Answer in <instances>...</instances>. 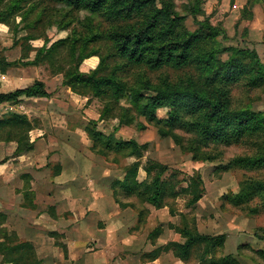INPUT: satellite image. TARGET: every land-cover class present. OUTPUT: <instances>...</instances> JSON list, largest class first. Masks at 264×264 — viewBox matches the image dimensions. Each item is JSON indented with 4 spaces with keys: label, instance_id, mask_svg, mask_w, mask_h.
Listing matches in <instances>:
<instances>
[{
    "label": "rangeland",
    "instance_id": "rangeland-1",
    "mask_svg": "<svg viewBox=\"0 0 264 264\" xmlns=\"http://www.w3.org/2000/svg\"><path fill=\"white\" fill-rule=\"evenodd\" d=\"M9 1H0V56L9 62L21 59L23 62H30L38 50L41 49L43 55L37 66L12 67L5 73H0V93L22 89L32 85L34 81H40L51 94V103L22 99L14 108L21 114H26L33 126L28 132L29 140H36L45 134L51 135L49 130H53L55 125L58 128L67 127L68 130L87 125L89 130L102 136H112L114 142L133 140L138 144H146L147 150H141V157L137 159L127 156L129 149L126 148L120 154L108 153L107 158L98 156L100 158L97 163L109 168V174L114 178L120 176L125 166L138 160L136 179L144 183H150L157 174L151 164L166 166V171L161 175L163 197L159 209L140 203L132 197L122 199L135 202L137 211L149 208L144 213V228L147 232L155 228L161 229V236L152 243L183 242L175 228H187L192 233L212 236L225 234L224 244L214 246L209 254L204 255L203 244H197L193 247L190 258L186 261L178 259L181 263L177 264H264V241L254 235L264 236V197L254 196L239 204L230 199L246 183L264 181V167L254 170L224 167L235 159L258 155L264 150V135L247 136L232 144L203 140L194 132L165 125V108L157 109L149 117L142 115L139 108L131 107L126 98L114 103L107 97H93L86 90H83V95L73 93L62 85V81L63 72L73 67L75 57L82 60L80 72L95 70L100 75H107L116 68V75L129 87L142 75L156 81L165 76L175 79L193 74V70L163 68L152 72L145 67L123 65L124 62L116 57L105 35L115 26L128 25L133 20L110 22L100 15L75 11L50 0H22L23 7L14 14H8ZM168 1L173 10L183 18L178 31L197 30L198 26L189 14L192 7H197V21H206L220 31L221 34L216 38L219 46L255 50L264 62V0ZM91 28L100 33V38L81 47L82 40L90 35ZM74 39L78 40L74 44L75 51L70 48ZM61 41L65 43H59ZM221 59L226 60L227 55H222ZM248 80L249 75L228 85L218 84L217 87H223L227 91L230 110L248 105L251 109L264 113V84L250 87ZM141 94L144 99L151 95L145 91ZM144 104L146 100L140 106ZM9 107L10 105L7 110L0 108V117L14 113ZM127 109L128 111H124ZM106 110L109 111L105 112L108 116L101 119L100 113ZM124 114L130 120L114 131L118 125L117 120ZM46 115H50V118L47 119ZM181 119L188 120V115H183ZM45 128L46 132H41ZM158 130L167 132L168 137H160ZM55 135L56 138L63 136L58 133ZM170 136L176 137L180 145ZM190 145L193 153L181 147L188 148ZM97 148L99 149L98 146ZM145 167L152 168L149 175L146 174ZM197 174L202 179L203 194L195 205L188 206L191 196L181 190L187 188L189 178ZM135 210L133 212L136 213ZM130 216L129 214L128 218ZM1 228L7 229L4 224ZM137 260L141 262L143 258L138 256V259L128 261V264H138Z\"/></svg>",
    "mask_w": 264,
    "mask_h": 264
},
{
    "label": "trees",
    "instance_id": "trees-1",
    "mask_svg": "<svg viewBox=\"0 0 264 264\" xmlns=\"http://www.w3.org/2000/svg\"><path fill=\"white\" fill-rule=\"evenodd\" d=\"M50 1L75 11L100 15L110 22L133 20L128 25L115 26L105 35V38L111 43L116 57L124 62L123 65L145 67L152 72L163 68L176 71L193 70V74H185V76L175 79L165 76L156 81H151L142 75L132 87H129L121 80L120 76L116 75V68H113L107 75H100L95 70L89 73L80 72L79 66L82 60L75 57L73 67L63 72L62 81V85L68 87L73 93L83 95L85 94L83 90H86L93 97H107L114 103L126 98L131 107L139 108L142 115H149V117H152L157 109L165 108L167 115L165 125L194 132L203 140L232 144L247 136L264 135V113L255 111L248 105L237 110H230L227 91L223 87H217L218 84L234 83L247 75H249L248 86L258 87L264 84V62L261 61L255 50L219 46L216 38L221 34L220 31L206 21H197V7H192L189 10L195 25L198 26L197 30L182 32L178 30L183 18L173 10L172 4L168 0ZM22 7V0H10L7 13L14 14ZM97 38H100V33L91 28L90 35L82 40L81 47L94 42ZM77 41L74 39L70 45L73 51H75L74 44ZM59 43H65V41ZM224 54L227 55L226 60L221 59ZM42 55L41 49L38 50L30 62H23V59L9 62L0 56V73H5L12 67L37 66ZM119 66L121 72L122 67L120 64ZM143 91L151 95L144 99L141 94ZM50 97L51 94L45 90V85L40 81H34L28 87L0 93V105L17 104L22 99H48ZM143 100H146V104L140 106ZM107 111L100 113L101 119L108 116ZM124 111H128V109ZM183 115H188V120H182ZM129 120L130 117L124 114L117 120L118 125L114 131L126 125ZM31 129L33 126L24 114L9 113L0 117V142H14L16 149L13 156L18 157L33 149V142L29 140L28 136ZM84 131L90 140L91 151L104 158H107V154L110 152L120 154L128 148L127 156H134L137 159L141 157V150H147L146 144H138L133 140L114 142L112 136H102L94 130H89L87 125L84 126ZM158 134L162 138L168 137L167 132L158 130ZM170 137L180 145L176 137ZM191 146L181 147L185 151L193 153L194 150H191ZM230 166L247 170L263 168L264 150L253 157L235 159L224 167ZM138 167L139 162L136 160L123 168V179L115 181L112 185L114 200L121 208L130 207L135 210L137 207L135 202L122 200L132 197L140 203L159 209L163 197L161 175L167 168L159 163L151 164V167L157 170V174L150 183H144L138 182L136 179ZM152 168L145 167L146 174L149 175ZM24 188L26 195H32V192L29 191L28 181ZM181 191L188 192L191 196L187 205H195L203 194L200 175L191 176L187 188ZM254 196L264 197V181L246 183L244 188L230 199L233 203L239 204ZM30 202L29 206L33 207L32 200ZM135 211L137 224H144V213L145 211L147 213V209L141 208L139 211ZM4 219V216L0 214L1 263L43 264L29 242L20 240L13 231L1 228ZM175 229L183 242L166 243L143 254L141 258L144 261H152L162 252H171L175 258L186 261L190 258L195 245L203 244V254L207 255L214 246L223 245L226 237L225 234L212 236L192 233L187 228ZM160 234L161 229L155 228L149 232L147 239L152 243ZM254 235L264 241V236Z\"/></svg>",
    "mask_w": 264,
    "mask_h": 264
},
{
    "label": "crops",
    "instance_id": "crops-1",
    "mask_svg": "<svg viewBox=\"0 0 264 264\" xmlns=\"http://www.w3.org/2000/svg\"><path fill=\"white\" fill-rule=\"evenodd\" d=\"M17 104L0 108L7 110L10 105L14 113L21 114L14 109ZM49 132L51 135L31 140L33 149L18 157L13 156L14 142H0V214L5 218L4 226L29 242L43 264H128L166 244L148 241L150 230L144 228L145 223L138 225L133 209L121 208L115 202L112 185L121 181L124 173L120 169V176L111 178L110 169L99 166L100 157L91 151L84 128L79 125L68 130L55 125ZM57 133L63 136L56 138ZM27 181L32 195H26ZM178 262L171 252H162L154 260L138 264Z\"/></svg>",
    "mask_w": 264,
    "mask_h": 264
}]
</instances>
